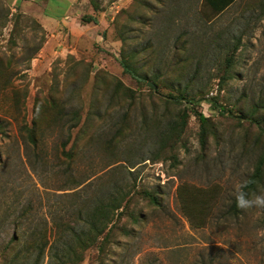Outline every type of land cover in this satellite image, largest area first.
I'll return each mask as SVG.
<instances>
[{
	"label": "rangeland",
	"instance_id": "1",
	"mask_svg": "<svg viewBox=\"0 0 264 264\" xmlns=\"http://www.w3.org/2000/svg\"><path fill=\"white\" fill-rule=\"evenodd\" d=\"M0 3V264L21 230L77 226L118 191L102 250L110 225L77 264H264V209L230 211L264 160L241 118L264 117V0L219 13L203 0ZM32 125L36 149L19 134Z\"/></svg>",
	"mask_w": 264,
	"mask_h": 264
},
{
	"label": "trees",
	"instance_id": "2",
	"mask_svg": "<svg viewBox=\"0 0 264 264\" xmlns=\"http://www.w3.org/2000/svg\"><path fill=\"white\" fill-rule=\"evenodd\" d=\"M207 5L211 8L214 13H219L225 7H227L231 0H203ZM93 9L96 10V7L93 6ZM8 9H4L2 4L0 3V27L7 22ZM84 23L93 22L95 23V19L93 17H83L81 19ZM120 66L122 68L123 73L128 74L130 77L135 79L138 82H142L144 79L141 77L137 70L131 65V62L128 58H124L120 61ZM11 68V64L8 62H3L0 59V73L1 70H5ZM118 87L123 90V92H127V97H131L133 92L125 88L121 85V83H117ZM9 78L5 79L4 89L10 88ZM11 89V88H10ZM181 98V97H179ZM62 108V107H61ZM60 112L61 117V109L57 110ZM258 110L257 107L250 109L247 113V116H241V118L247 121L249 124L253 125L258 133L264 135V117L257 115ZM58 114V115H59ZM200 120H204L201 115H197ZM58 117V116H57ZM59 117V118H60ZM185 117L183 115L179 124H174V131L176 134H180L185 124ZM19 134L21 139L25 141L27 144L31 146L32 149H36L40 142V133L38 128L35 125L31 127L23 126L19 128ZM24 137V138H23ZM66 142H64V145ZM62 145V148L64 147ZM66 154V153H65ZM264 160H259L256 162V165L247 179L248 188L247 191L249 194H253L258 186L262 184V180L264 177ZM92 200V199H91ZM154 201L153 198H151ZM123 203V194L118 191L117 195L111 197L107 195V198L103 200L96 201L92 207L87 209L86 213L81 216L78 211V221L76 224L80 222L79 225L72 224L71 221H65L61 219L62 224H58L56 220L51 221L52 228L51 232H47V227L43 224L42 229L37 230H21V232L12 237L11 243L14 244V247H7V249L2 253L3 262L1 264H77L83 258V253L89 249L90 247L96 245L97 240L102 236V234L107 229V226L110 225L113 221V217L117 213V210L120 209ZM230 211L237 212L238 208L235 205V201L230 207ZM21 215V220L22 217ZM19 221L17 227L22 226V221ZM61 225V226H59ZM112 225L107 229L105 235L102 237L100 244L98 245V249L102 250V246L105 243L104 241L109 235L110 229ZM20 235L21 248H19L18 240ZM26 235L28 237L25 240ZM17 248V249H16ZM46 259V262H45ZM44 262V263H42Z\"/></svg>",
	"mask_w": 264,
	"mask_h": 264
},
{
	"label": "clouds",
	"instance_id": "3",
	"mask_svg": "<svg viewBox=\"0 0 264 264\" xmlns=\"http://www.w3.org/2000/svg\"><path fill=\"white\" fill-rule=\"evenodd\" d=\"M249 183L250 182L245 181L237 186L234 196L236 207L241 210H248L252 208L264 209V193H253L250 195L247 191Z\"/></svg>",
	"mask_w": 264,
	"mask_h": 264
},
{
	"label": "water",
	"instance_id": "4",
	"mask_svg": "<svg viewBox=\"0 0 264 264\" xmlns=\"http://www.w3.org/2000/svg\"><path fill=\"white\" fill-rule=\"evenodd\" d=\"M147 86H149L150 88L154 89V85L151 83H148Z\"/></svg>",
	"mask_w": 264,
	"mask_h": 264
}]
</instances>
